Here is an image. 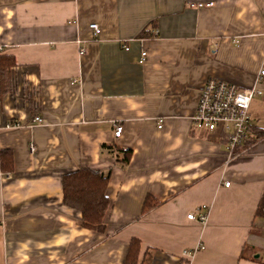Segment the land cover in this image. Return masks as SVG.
I'll list each match as a JSON object with an SVG mask.
<instances>
[{"label":"crops","instance_id":"0c3cea01","mask_svg":"<svg viewBox=\"0 0 264 264\" xmlns=\"http://www.w3.org/2000/svg\"><path fill=\"white\" fill-rule=\"evenodd\" d=\"M4 54L17 66L0 102L15 164L0 172V264H124L132 239L140 264H264V76L235 157L225 133L193 122L207 80L256 86L264 0H0ZM80 168L110 172L106 233L63 204L62 178ZM147 197L159 206L144 213ZM201 212L206 225L188 220Z\"/></svg>","mask_w":264,"mask_h":264},{"label":"trees","instance_id":"16d2710c","mask_svg":"<svg viewBox=\"0 0 264 264\" xmlns=\"http://www.w3.org/2000/svg\"><path fill=\"white\" fill-rule=\"evenodd\" d=\"M148 32L142 34L146 37ZM152 35V34H149ZM17 66L13 55H0V102L11 91L12 70ZM253 128V127H252ZM263 135L250 138V145L261 139ZM113 149V147H110ZM118 155L123 153L122 159L117 156L121 166L131 161L132 150L114 147ZM12 150L0 152V172L8 174L14 170L15 164ZM110 172L102 173L88 168L67 173L62 178V191L64 192L63 204L81 214V226L93 232L106 233V215L111 203L107 196L110 181ZM257 209V215L264 217V194ZM143 212H148L159 206V202L152 197H147ZM124 264H140L141 241L132 239L130 242Z\"/></svg>","mask_w":264,"mask_h":264},{"label":"built area","instance_id":"2783aa9c","mask_svg":"<svg viewBox=\"0 0 264 264\" xmlns=\"http://www.w3.org/2000/svg\"><path fill=\"white\" fill-rule=\"evenodd\" d=\"M213 3H202L194 5L198 9L202 7H212ZM90 29L94 32L96 37H99L102 32L98 24H91ZM129 50V48H126ZM85 52L81 49V53ZM147 52L142 54L143 62L146 61ZM256 81V86L243 90L236 84H231L221 79H209L205 82L203 87L197 110L193 116V122L196 128L210 132H223L227 137V152L233 158L237 151L243 148L249 141L250 131L252 128V118L249 112L250 105L256 96H262L263 92L258 87V82L264 76V66ZM162 121H160L161 123ZM44 120L41 117L35 116L27 126H34L36 124H43ZM23 125L10 124L8 128H21ZM159 129L162 128L160 125ZM122 127L116 128V137H121L123 133ZM32 151H35L31 147ZM229 186V183H226ZM207 209V207H204ZM188 220L199 222L201 225H206L208 221L207 213H200L199 216L195 214L188 215ZM203 246H199L197 250L190 252L185 251L184 254L189 256L198 250H203Z\"/></svg>","mask_w":264,"mask_h":264}]
</instances>
